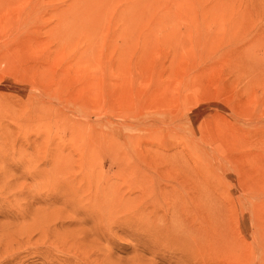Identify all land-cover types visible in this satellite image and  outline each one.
Returning a JSON list of instances; mask_svg holds the SVG:
<instances>
[{
  "label": "rangeland",
  "instance_id": "rangeland-1",
  "mask_svg": "<svg viewBox=\"0 0 264 264\" xmlns=\"http://www.w3.org/2000/svg\"><path fill=\"white\" fill-rule=\"evenodd\" d=\"M0 264H264V0H0Z\"/></svg>",
  "mask_w": 264,
  "mask_h": 264
}]
</instances>
